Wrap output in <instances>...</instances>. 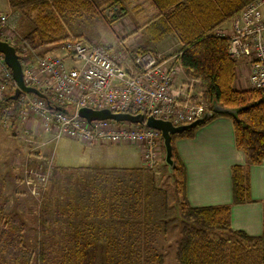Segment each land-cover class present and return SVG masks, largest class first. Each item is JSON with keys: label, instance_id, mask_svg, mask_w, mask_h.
<instances>
[{"label": "trees", "instance_id": "obj_1", "mask_svg": "<svg viewBox=\"0 0 264 264\" xmlns=\"http://www.w3.org/2000/svg\"><path fill=\"white\" fill-rule=\"evenodd\" d=\"M151 1L157 13L145 24V31L155 43L172 35L178 38L181 45L179 63L190 79L199 81L197 96L199 95V98L209 105L210 113L212 112L207 121L220 115L230 116L233 119L237 148L245 153L249 165L261 164L264 161V89L235 88L238 60L230 55V39L216 34L218 28L254 0ZM8 2L14 10L28 19L29 28L23 33L22 42L28 46L26 53L29 56H32L31 51L35 52L42 46L47 54L55 52L46 49L48 46H63L68 40H78V36L73 33V27L81 19L99 13L102 15L104 11L113 13L111 22L123 19L128 14L129 5L133 3L131 0H8ZM0 38L9 42L1 36ZM16 50L19 54L22 52L18 48ZM12 80L14 81L13 78ZM12 95L10 94L4 102H0V109L6 102L17 106L15 118L18 119L20 98L14 100L11 98ZM54 106L62 107L55 104ZM215 106L225 111H215ZM62 109L68 111L66 106ZM207 121L172 136L170 174L176 193L180 197L179 219L184 224L176 251L177 264H264V229L263 233L256 237L249 236L243 231H235L231 227V205L193 207L187 200L186 167L174 143L178 138L192 137ZM142 167L132 170L140 172L143 171ZM95 169L98 176L94 179L104 181L97 210L93 205L82 207L75 195L68 194L64 178L55 179L54 186L60 183L64 187L65 196L72 200L71 213L76 217H82L84 211H87V219H97L103 215L108 219L112 217V221L87 224L75 222L74 225L69 223L71 225L68 232L65 231L62 238L61 256L52 257L49 247L40 240L38 264H84V251L92 242L98 240V236L113 264H163L165 258L163 252L152 253L154 247L149 236L151 221L145 218L148 214V194L141 187L131 189L124 185L122 179L130 177L131 174L115 168L110 169L114 170L112 172L105 168ZM67 179L69 183L74 181L71 175L67 176ZM232 186L234 203L251 200L249 174L244 166H233ZM97 197L99 198L98 195ZM65 208L68 209L67 204ZM40 215L41 218L44 217L43 209H40ZM44 224L46 221L42 219L41 228ZM10 227V221L4 214H0V264H9L2 256L7 248ZM155 242L156 239L154 244ZM13 263L31 264L32 260L18 257Z\"/></svg>", "mask_w": 264, "mask_h": 264}, {"label": "rangeland", "instance_id": "obj_2", "mask_svg": "<svg viewBox=\"0 0 264 264\" xmlns=\"http://www.w3.org/2000/svg\"><path fill=\"white\" fill-rule=\"evenodd\" d=\"M129 6L127 16L119 21L111 22L113 13L104 11L102 15L99 13L79 20L73 27V33L78 36L77 39L108 49L113 58L128 59L126 63L129 62L131 55L141 51H151L162 58H170L179 53L181 45L176 36H168L155 43L145 31V24L150 22L157 13V10L149 2L139 0ZM4 7V1L0 0V10ZM9 7V12L0 11L8 19L4 26H0V36L15 45L17 42L26 45L22 42V37L29 28L28 19L14 10L10 4ZM61 46H53V49L57 50L55 53H64ZM44 50V48L35 52L30 50L31 60L36 63L38 57L46 54ZM18 55L21 56L22 63L25 59L24 53L21 52ZM64 61L67 66L71 65L68 61ZM122 66L126 67V64L123 63ZM168 66L170 67L169 62ZM171 67H175V64ZM2 79L3 69L0 67V81ZM36 87L39 88V86ZM15 88H9L8 95L14 94ZM197 88L199 90L198 86ZM39 89L43 92L46 91L44 93L48 97L50 96L52 106L48 105L49 107H55L54 104L62 106L58 109L66 106L64 102L52 101V94L44 87ZM32 96L34 95L29 94V97ZM195 98L199 99V95ZM74 106L75 104L66 106L67 112H73ZM15 107L17 108V106ZM15 107L13 106L11 110L7 106L4 113L0 112V205L2 206L0 214H4L11 225L7 236V248L2 257L9 264H14L13 262L18 257L32 260L31 264H38V242L40 240L46 243L50 249L49 253L55 258L61 256L62 238L65 231L68 232L69 225H74L75 222L85 224L111 222L113 219L112 217L111 219L105 218L103 215L97 219H87V211H84L82 217H76L71 213L72 200L68 199L69 196H65L64 187L60 183L54 186L55 179L64 178L68 194L75 195L82 207L93 205L97 210L98 199L103 193L104 181L93 179V177L82 178L86 175L87 169L79 165V161L85 159L80 151L81 148L87 146L133 147L137 145L141 147V145L133 140L124 142H111L109 139L80 141L63 135L57 137L58 125L56 121L53 120L50 125L46 124L44 113L37 110L28 112L26 118L23 119L24 112H22L20 102L18 105L20 111L18 119H16ZM109 128L114 130V125ZM159 148L160 161L153 168L144 169L143 166V171L140 172L133 171V168L124 169L127 170L124 173L131 174V176L126 179L119 178L123 180L126 187L131 189L141 187L148 194V214L145 218L147 221H151L149 236L154 247L152 253L161 254L163 252L165 256L163 264H177L176 251L184 225L179 219L180 197L174 190L172 175L169 172L168 164L164 161L163 139L160 140ZM91 170L94 172L96 169L91 168ZM69 175L74 177V181L71 183L67 179ZM90 195L94 197L91 198ZM65 204H67V210ZM40 209L44 210L42 218ZM42 219L46 221L43 228L40 226ZM66 223L67 226H65ZM154 239H156L155 244ZM84 257V264H113L106 252L105 245L101 242H92L86 252L84 251Z\"/></svg>", "mask_w": 264, "mask_h": 264}, {"label": "built area", "instance_id": "obj_3", "mask_svg": "<svg viewBox=\"0 0 264 264\" xmlns=\"http://www.w3.org/2000/svg\"><path fill=\"white\" fill-rule=\"evenodd\" d=\"M7 20V16L0 13V26H4ZM216 34L230 39L231 57L245 60L250 66V87L264 89V0L247 4L232 18L230 29L218 28ZM10 44L24 53L22 67L26 85L44 87L52 94V101L64 102L66 106L75 104L74 111L69 113L49 107L45 99L22 94L23 119L28 112L37 110L44 113L46 124L50 125L53 120L57 122V137L63 135L80 141H137L142 148L143 165L147 168H153L160 161V131L130 122H88L78 115V109L110 108L115 112L145 113L171 121L176 126L190 124L210 112L203 99L195 98L199 81L190 79L176 83L177 68L169 67L166 58L151 51L136 52L123 67L108 49L80 39L68 40L62 46L63 54L48 52L34 63L26 53L27 45ZM64 60L71 65L67 66ZM0 67L3 69L0 102H4L9 96V88H15L16 83L1 53ZM7 106L13 109V105L6 102L0 109L1 114ZM111 125H114V130H110Z\"/></svg>", "mask_w": 264, "mask_h": 264}, {"label": "crops", "instance_id": "obj_4", "mask_svg": "<svg viewBox=\"0 0 264 264\" xmlns=\"http://www.w3.org/2000/svg\"><path fill=\"white\" fill-rule=\"evenodd\" d=\"M3 1L5 7L0 11L9 12L8 0ZM131 1L136 3L139 0ZM144 1L152 5L151 0ZM231 23L232 19L225 22L220 28L230 29ZM43 48V46L40 47V49ZM46 49L57 51L53 49V46H48ZM115 60L126 64L123 57L121 59L115 57ZM166 60L169 61L170 66L175 64L177 68L176 83L190 80L179 63V53L166 58ZM250 72L251 69L247 62L240 60L237 66L235 88L239 90L251 88ZM174 145L186 167V196L189 204L193 207L231 205L232 229L243 231L253 237L261 235L264 229V161L259 165L248 164L245 153L236 146L233 119L226 115L214 117L198 128L192 137L178 138ZM80 151L85 159L79 161V165L87 169L86 175L82 177L84 179H90V177L94 179L98 176L91 168H115L127 172L123 169L143 166L142 148L138 145L112 148L87 146L81 148ZM235 165L244 166L249 174L251 200L248 202L234 203L233 201L232 168ZM89 197L93 198L94 196L90 195ZM95 241V243H99L102 240L98 236V240Z\"/></svg>", "mask_w": 264, "mask_h": 264}, {"label": "water", "instance_id": "obj_5", "mask_svg": "<svg viewBox=\"0 0 264 264\" xmlns=\"http://www.w3.org/2000/svg\"><path fill=\"white\" fill-rule=\"evenodd\" d=\"M0 53L4 56L5 63L10 68L12 77L16 83L15 93L11 98L17 100L22 94H32L39 98L45 99L48 105L52 106L47 94L37 87L29 86L24 83L23 67L16 48L9 42L0 39ZM214 110L225 111V109L219 106H215ZM209 113L210 112H208L203 118L198 119L190 124L176 126L171 121L156 118L153 115L147 116L145 113L132 114L128 112H115L110 108L94 109L91 107H81L78 109V115L86 119L88 122H93L96 120L130 122L132 124H145L147 127L160 131L165 148V162L168 164L169 170L172 167V136L175 134H180L207 121L211 117L212 112L210 114Z\"/></svg>", "mask_w": 264, "mask_h": 264}]
</instances>
